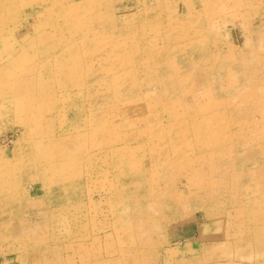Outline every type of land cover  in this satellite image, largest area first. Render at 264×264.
Masks as SVG:
<instances>
[{"label": "rangeland", "instance_id": "rangeland-1", "mask_svg": "<svg viewBox=\"0 0 264 264\" xmlns=\"http://www.w3.org/2000/svg\"><path fill=\"white\" fill-rule=\"evenodd\" d=\"M0 264H264V0H0Z\"/></svg>", "mask_w": 264, "mask_h": 264}, {"label": "bare ground", "instance_id": "bare-ground-1", "mask_svg": "<svg viewBox=\"0 0 264 264\" xmlns=\"http://www.w3.org/2000/svg\"><path fill=\"white\" fill-rule=\"evenodd\" d=\"M108 59V58H107Z\"/></svg>", "mask_w": 264, "mask_h": 264}]
</instances>
